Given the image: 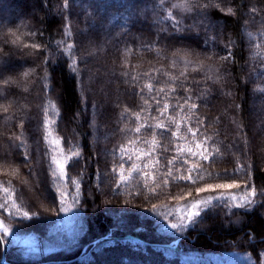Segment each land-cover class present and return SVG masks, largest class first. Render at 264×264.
Returning <instances> with one entry per match:
<instances>
[{"label": "trees", "instance_id": "1", "mask_svg": "<svg viewBox=\"0 0 264 264\" xmlns=\"http://www.w3.org/2000/svg\"><path fill=\"white\" fill-rule=\"evenodd\" d=\"M0 218V264H264V0H0Z\"/></svg>", "mask_w": 264, "mask_h": 264}, {"label": "rangeland", "instance_id": "2", "mask_svg": "<svg viewBox=\"0 0 264 264\" xmlns=\"http://www.w3.org/2000/svg\"><path fill=\"white\" fill-rule=\"evenodd\" d=\"M10 17L11 15L8 14L7 18H10ZM50 122L51 123L47 125L49 144L51 147L53 160L55 162V165L57 166V170L59 174L62 176L64 163L66 161V156L64 155L63 151L60 148L61 147L60 140L53 129L54 123L51 120ZM200 210H201V207H200L199 202L196 203V201H193V202H190L189 204H186L185 208H181V214L183 217L175 219L173 224L178 225L179 223H183L185 219H188L190 217L191 213L196 214ZM0 230H4L7 236L13 241V243L24 244V246H26V248L30 251H34L38 249L39 242L36 238L31 237V235L21 234L20 231L13 230L11 226L3 223V220L1 218H0ZM97 255L98 253L95 254V256Z\"/></svg>", "mask_w": 264, "mask_h": 264}, {"label": "snow or ice", "instance_id": "3", "mask_svg": "<svg viewBox=\"0 0 264 264\" xmlns=\"http://www.w3.org/2000/svg\"><path fill=\"white\" fill-rule=\"evenodd\" d=\"M229 11H231V9H229ZM218 187H232V185H218ZM173 227H175V225H173Z\"/></svg>", "mask_w": 264, "mask_h": 264}]
</instances>
